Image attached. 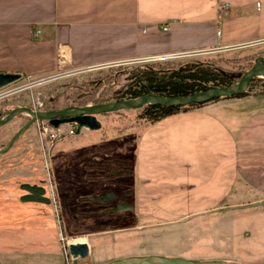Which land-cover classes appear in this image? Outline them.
Wrapping results in <instances>:
<instances>
[{"label":"crops","instance_id":"obj_1","mask_svg":"<svg viewBox=\"0 0 264 264\" xmlns=\"http://www.w3.org/2000/svg\"><path fill=\"white\" fill-rule=\"evenodd\" d=\"M262 41L264 0H0V73L29 79ZM86 133L87 169L129 162L135 188L109 189L99 196L106 202L140 187L180 216L264 207V95L221 99L98 140L100 132ZM121 169L112 176L128 181Z\"/></svg>","mask_w":264,"mask_h":264},{"label":"rangeland","instance_id":"obj_2","mask_svg":"<svg viewBox=\"0 0 264 264\" xmlns=\"http://www.w3.org/2000/svg\"><path fill=\"white\" fill-rule=\"evenodd\" d=\"M262 59L264 41L201 54L135 61L113 70L70 68L36 79L21 76L0 89V112L19 106L38 110L50 105L53 98H57L60 109L77 106L76 98L90 90L97 103L119 101L118 92L131 83V73L150 62L211 60L241 76ZM95 81L101 86L87 87ZM260 91H264V83L257 81L250 95ZM143 109L98 115L102 127L92 130L100 132L92 140L148 124L140 117ZM30 118L23 113L0 126V150ZM71 125L64 123L54 128L48 120L36 121L0 155V264H108L125 257L149 255L264 264V207L222 208L197 216H180L161 209L140 187L137 193L106 202L99 196L109 189L122 193L135 188L133 176L125 175L131 171L129 162L111 161L104 170L87 169L82 146L88 128H83L81 134L75 131L72 136L62 135L53 143L45 140L44 129L65 132ZM120 169V176H126L128 181L119 182L112 176ZM25 183L45 188L51 202L22 201L27 194L21 188ZM81 237H89L90 256L75 259L69 244Z\"/></svg>","mask_w":264,"mask_h":264},{"label":"water","instance_id":"obj_3","mask_svg":"<svg viewBox=\"0 0 264 264\" xmlns=\"http://www.w3.org/2000/svg\"><path fill=\"white\" fill-rule=\"evenodd\" d=\"M63 59H76V55L66 54ZM19 74L0 73V89L15 83L20 79ZM254 78H264V59L253 65L248 71L239 77L231 85L212 87L204 91H198L187 96H163L155 93L143 95L138 98L123 99L119 101H109L87 106H68L59 110H34L27 106H21L0 113V126L11 121L20 114L27 113L30 120L12 137L5 148L0 150V155L7 152L18 138L29 129V127L39 120H48L50 125L58 128L64 123H73L77 126V134L83 128L99 130L102 127L98 120V115L119 112L123 110L142 109L148 105L163 106H189L194 103H205L216 98H230L239 93L246 92ZM21 188L27 191V195L22 197V201H35L49 204L51 200L45 196V188L28 183L22 184ZM69 252L75 259H85L90 256V246L87 243L69 244ZM108 264H243L228 263L223 260H197L179 256L169 257L160 255L131 256L114 260Z\"/></svg>","mask_w":264,"mask_h":264},{"label":"trees","instance_id":"obj_4","mask_svg":"<svg viewBox=\"0 0 264 264\" xmlns=\"http://www.w3.org/2000/svg\"><path fill=\"white\" fill-rule=\"evenodd\" d=\"M164 65H167L168 67L162 68ZM126 66L128 65H119L116 67L120 68ZM116 67H110L109 69L113 70ZM130 77L131 83L127 84L123 90L118 92L119 100L138 98L150 93L168 97L187 96L212 87L231 85L237 81L240 76L227 72L211 60H203L188 63L150 62L136 68V71L131 73ZM257 81H262L264 83V78H254L246 92L239 93L233 97L239 98L250 95L252 92V86ZM103 82L104 79H101L100 83ZM95 85H98L99 87L101 86L99 82L95 81L94 84H88L87 87L93 88ZM254 95L263 96L264 91L255 92ZM221 99L226 98H216L209 102L194 103L189 106L148 105L144 107L140 117L154 123L179 112L201 108ZM97 102L98 101H95L94 98H92L91 90L81 93L75 100L77 106L98 104ZM45 108L59 110L60 108L57 105V98H53L50 101V105H46Z\"/></svg>","mask_w":264,"mask_h":264},{"label":"built area","instance_id":"obj_5","mask_svg":"<svg viewBox=\"0 0 264 264\" xmlns=\"http://www.w3.org/2000/svg\"><path fill=\"white\" fill-rule=\"evenodd\" d=\"M230 6L229 3H225L223 5V8H228ZM40 33V31H37V34ZM218 35L220 36L221 35V31L219 30L218 31ZM194 54V53H193ZM185 55V54H184ZM173 56H180V55H173ZM154 59H157V58H146L144 59V61H153ZM52 129V128H51ZM54 129H52V131L48 132V129H44V136H45V140H49L48 142L49 143H53L54 141H56L59 137H61L62 135H65V136H72L75 134V131L77 133V126L76 124H73L70 126V129L69 130H66L65 132H53ZM60 131V130H58Z\"/></svg>","mask_w":264,"mask_h":264},{"label":"bare ground","instance_id":"obj_6","mask_svg":"<svg viewBox=\"0 0 264 264\" xmlns=\"http://www.w3.org/2000/svg\"><path fill=\"white\" fill-rule=\"evenodd\" d=\"M85 241V242H84ZM73 243H87L89 244L88 242H86V239L82 238V239H78L77 242L74 240Z\"/></svg>","mask_w":264,"mask_h":264},{"label":"flooded vegetation","instance_id":"obj_7","mask_svg":"<svg viewBox=\"0 0 264 264\" xmlns=\"http://www.w3.org/2000/svg\"><path fill=\"white\" fill-rule=\"evenodd\" d=\"M19 107H21V106H19ZM38 110L49 111L50 109H46L45 107H42L41 109L39 108ZM0 113H2V112H0ZM20 115H21V114H20ZM20 115H19V116H20ZM48 124H50L49 121H48ZM20 128H21V127H20ZM27 194H28V193H27ZM27 194H26V195H27Z\"/></svg>","mask_w":264,"mask_h":264}]
</instances>
